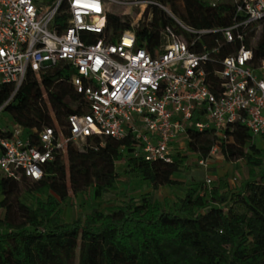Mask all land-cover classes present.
<instances>
[{"label":"trees","instance_id":"16d2710c","mask_svg":"<svg viewBox=\"0 0 264 264\" xmlns=\"http://www.w3.org/2000/svg\"><path fill=\"white\" fill-rule=\"evenodd\" d=\"M155 1L195 28L230 23L231 3ZM150 9L151 19L147 20ZM140 21L135 25L128 15L109 11L107 29L114 40L123 31L134 30L138 46H146L153 53L167 25L180 32L174 18L155 4L148 5ZM257 36L255 44L251 37L246 42L260 62L264 60V27ZM212 38L220 39L222 56L233 51L220 33ZM69 76V71L60 67L45 74L29 70L4 110L31 136L33 128L55 126L56 120L64 124L66 116L80 111L83 105L81 95L68 82L59 81ZM14 88V83L1 86L0 106ZM189 132V150L205 157L218 143V151L227 160L247 162L251 179L236 192L222 178L213 186L205 180L188 186L171 206L165 201L162 207L159 201L143 196L139 203L129 198L106 212L95 208L84 218L66 221L63 204L71 193L80 194L93 186L94 196L100 197L116 187L118 162H125L130 178L148 181L154 187L178 183L173 176L181 170V154L177 153L173 161H147L134 155L129 138L91 137L83 150L70 145L65 153L44 163L43 176L38 180L0 176V210H4L0 217V264H264V147L241 124L226 129V139L211 130L192 128ZM10 134L11 129L0 125V136ZM27 195L34 197L32 204H28Z\"/></svg>","mask_w":264,"mask_h":264},{"label":"built area","instance_id":"2783aa9c","mask_svg":"<svg viewBox=\"0 0 264 264\" xmlns=\"http://www.w3.org/2000/svg\"><path fill=\"white\" fill-rule=\"evenodd\" d=\"M209 1L231 3L227 26L195 28L155 0H0V88L15 84L0 113L29 70L64 68L70 76L59 81L83 99L64 124L33 128L35 136L16 126L0 136V176L38 180L44 163L70 145L83 150L95 136L129 138L134 155L147 161H173L192 128L226 139L225 130L241 124L264 140V60L256 62L246 42L264 27V0ZM111 4H139L140 18L148 5H158L180 32L167 25L155 53L138 46L134 30L114 40L107 29ZM216 33L233 51L222 56ZM218 149L215 144L198 163L207 165Z\"/></svg>","mask_w":264,"mask_h":264},{"label":"rangeland","instance_id":"374dc122","mask_svg":"<svg viewBox=\"0 0 264 264\" xmlns=\"http://www.w3.org/2000/svg\"><path fill=\"white\" fill-rule=\"evenodd\" d=\"M140 7L139 4H132L131 6L111 4L110 12L128 15L132 19V24L137 25L143 18V14L139 18ZM151 11L152 9L148 13L147 20L151 19ZM257 39L258 36L252 41V44H255ZM0 125L5 129L11 130L16 127L11 114L5 110L0 113ZM257 140L258 144L264 147V140L260 137ZM183 145L184 149H182L181 156L184 161L179 174L173 176L178 181L177 184L154 187L148 181L130 178L124 170L125 162L121 161L116 164L119 173L115 184L116 187L105 190L100 197L94 196L93 186L80 194L71 193L68 200L63 204V219L69 221L74 218H84L87 213L95 208L106 212L109 207L121 205L129 198H133L134 202L139 203L143 196L159 201L162 207H165V201H168L171 206L177 196L184 195L188 186L202 184L207 178L212 180L210 186H213L222 178V182L227 184L228 188L234 192L240 190L244 182L251 179L250 166L244 159L227 160L220 151H216L209 156L207 165L204 166L198 163L199 154L189 150L187 144ZM254 170L257 173L259 168L256 167ZM124 192H127L128 195H124ZM26 200L28 204H32L34 197L27 195ZM3 214L4 210H0V217Z\"/></svg>","mask_w":264,"mask_h":264},{"label":"bare ground","instance_id":"6f19581e","mask_svg":"<svg viewBox=\"0 0 264 264\" xmlns=\"http://www.w3.org/2000/svg\"><path fill=\"white\" fill-rule=\"evenodd\" d=\"M140 18V17H139Z\"/></svg>","mask_w":264,"mask_h":264}]
</instances>
